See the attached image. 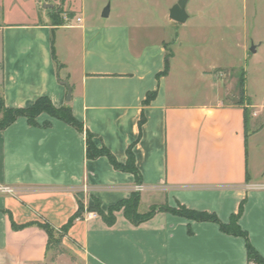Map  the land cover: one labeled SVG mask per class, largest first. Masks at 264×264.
Listing matches in <instances>:
<instances>
[{
  "label": "crops",
  "instance_id": "obj_1",
  "mask_svg": "<svg viewBox=\"0 0 264 264\" xmlns=\"http://www.w3.org/2000/svg\"><path fill=\"white\" fill-rule=\"evenodd\" d=\"M75 17L51 25L37 0H0L4 105L26 108L47 97L56 108L69 106L95 134L94 144L120 164L132 145L141 182L105 157L87 159L85 134L72 126L47 114L36 126L18 118L0 130V264L45 262L47 237L36 223L61 228L77 211L78 195L83 216L62 246L81 264H255L243 237L160 210L154 200L161 195L168 205L213 213L222 223L242 204L238 225L264 258V104L244 90L237 94L225 73L202 75L216 85L214 100L189 101L173 77V55L159 76L171 53L166 38L145 42L128 25ZM150 92L155 97L144 105ZM248 113L255 117L250 122ZM133 192L139 213L155 208L147 220L134 225L122 211L113 225L97 214L86 217L92 198L107 211Z\"/></svg>",
  "mask_w": 264,
  "mask_h": 264
},
{
  "label": "rangeland",
  "instance_id": "obj_2",
  "mask_svg": "<svg viewBox=\"0 0 264 264\" xmlns=\"http://www.w3.org/2000/svg\"><path fill=\"white\" fill-rule=\"evenodd\" d=\"M37 1L45 11L44 21L51 25H62L80 15L86 24L128 25L131 36L141 41L166 38L171 43L173 77L181 82L189 101L214 100L216 85L211 87V82L202 75L212 78V74L225 73L224 79L233 82L230 84L237 94L244 90L255 104H264V0H189L188 18L183 24L168 19V10L178 0ZM46 5L52 8H45ZM105 7H109L110 15L103 18ZM252 45L256 46L255 53L249 52ZM224 79L219 81L220 92L224 90L221 85ZM254 118L248 113L249 122ZM162 198L161 195L154 201L161 207L181 211L178 203L172 201L168 205ZM141 210H146V204ZM42 264L81 263L66 250L58 254L49 252Z\"/></svg>",
  "mask_w": 264,
  "mask_h": 264
},
{
  "label": "trees",
  "instance_id": "obj_3",
  "mask_svg": "<svg viewBox=\"0 0 264 264\" xmlns=\"http://www.w3.org/2000/svg\"><path fill=\"white\" fill-rule=\"evenodd\" d=\"M53 59L54 52L52 50ZM171 53L167 52L164 59V68L159 74V76H165L168 73L169 58ZM155 97L154 92L147 93L144 105L149 104ZM41 114H47L49 117L60 120L79 132L85 134L86 140V158L90 160L97 159L99 157H105L111 166L118 171L131 173L135 177L137 184H140L141 178L139 171L137 170L134 162V155L132 152V145H130L126 151V162L125 164H120L115 156L104 146L97 147L93 140L96 137L95 134L91 133L89 130L84 129L83 123L77 120L71 111L69 106H62L56 108L47 97H40L35 100V102L26 108H7L4 105L3 97L0 91V130H4L15 122L18 118H25L29 125L36 126V118ZM247 121V111L245 110V125ZM144 122V116L141 115L139 121V127L142 126ZM139 195L137 192H133L127 199H122L116 204L110 206L107 211H103L100 207V202L96 198H92V205L88 206L87 211L95 212L99 215L102 220L107 225H113L115 222V213L122 211L123 215L134 225H137L145 220H147L155 211L152 208L147 213L138 212ZM181 206V205H180ZM160 210L167 211L171 214L183 217L187 220H192L196 222H211L218 225L221 232L227 235L243 237L246 240V252L247 257L250 261L255 264H264V258H262L257 251L251 246L247 241V235L241 230L238 225V218L242 212V204L239 207V212L236 215H232L228 223H222L213 213H208L204 211L190 210L181 206V211H174L169 208L160 207ZM84 212V204L82 203V196L78 195L77 199V211L75 214L59 229H55L47 222L36 223L47 237V242L45 246V258L49 252L62 253L66 251L62 246V239L66 235L68 229L73 225V223L82 218ZM15 229L19 226L13 225Z\"/></svg>",
  "mask_w": 264,
  "mask_h": 264
},
{
  "label": "water",
  "instance_id": "obj_4",
  "mask_svg": "<svg viewBox=\"0 0 264 264\" xmlns=\"http://www.w3.org/2000/svg\"><path fill=\"white\" fill-rule=\"evenodd\" d=\"M189 0H178L176 4H174L168 10V18L177 24H183L188 18V14L186 12V5ZM45 8H52V5H46ZM109 14V7H105L101 13V17L106 18ZM250 53L256 52V46L252 45L249 49ZM67 87V100H69L71 95V89L65 84Z\"/></svg>",
  "mask_w": 264,
  "mask_h": 264
},
{
  "label": "built area",
  "instance_id": "obj_5",
  "mask_svg": "<svg viewBox=\"0 0 264 264\" xmlns=\"http://www.w3.org/2000/svg\"><path fill=\"white\" fill-rule=\"evenodd\" d=\"M77 21L79 22L80 19L78 18ZM95 216H96V213H94V212H88V213L86 214V217H87V218H92V217H95Z\"/></svg>",
  "mask_w": 264,
  "mask_h": 264
}]
</instances>
